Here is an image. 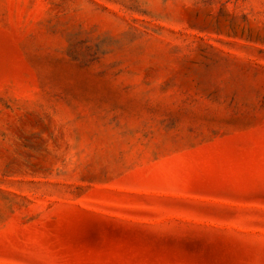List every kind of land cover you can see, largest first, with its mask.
Instances as JSON below:
<instances>
[{
    "label": "rangeland",
    "instance_id": "374dc122",
    "mask_svg": "<svg viewBox=\"0 0 264 264\" xmlns=\"http://www.w3.org/2000/svg\"><path fill=\"white\" fill-rule=\"evenodd\" d=\"M0 264H264V0H0Z\"/></svg>",
    "mask_w": 264,
    "mask_h": 264
}]
</instances>
